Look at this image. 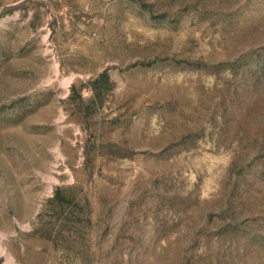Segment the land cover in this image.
<instances>
[{"label":"rangeland","instance_id":"1","mask_svg":"<svg viewBox=\"0 0 264 264\" xmlns=\"http://www.w3.org/2000/svg\"><path fill=\"white\" fill-rule=\"evenodd\" d=\"M0 264H264V0H0Z\"/></svg>","mask_w":264,"mask_h":264}]
</instances>
